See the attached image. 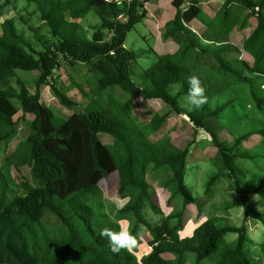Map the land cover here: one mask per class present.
<instances>
[{"label": "trees", "instance_id": "obj_1", "mask_svg": "<svg viewBox=\"0 0 264 264\" xmlns=\"http://www.w3.org/2000/svg\"><path fill=\"white\" fill-rule=\"evenodd\" d=\"M149 2L132 0L119 5L105 0H47L38 6V13L49 28L51 40L36 34L32 27L28 31L33 38L25 30L20 32L14 19L2 24L0 146L17 136L15 118L20 111L33 119L23 151L12 153L0 166V264H185L186 261L254 264L246 253V245L252 242L248 222L264 224V212L250 195H257L264 202V175L252 186H245L236 162L256 157L264 160V153L240 152L243 143L254 134L264 142V123L257 121L262 127L233 142L223 140L222 133L227 127L221 123L222 114L235 108L236 100L227 98L221 102V99L231 88L245 85L256 107L264 108V97L255 88V81L264 78L261 64L264 62V0H225L208 20L201 18V0H173L174 27L164 37L174 40L179 48L167 55L151 50L156 61L140 75L138 84L133 79L132 66L141 54L128 50L125 42L127 35L147 19L145 5ZM91 11H95L101 25L93 28L91 38H84L80 34L84 29L78 21ZM253 16L257 25L238 48L232 34L239 25L244 28ZM195 20L203 21L206 27L203 33L191 29ZM238 51H243L251 61L231 56ZM201 56L213 58L215 64L200 67ZM61 60L70 66L84 64L94 75L92 95L79 85L86 100L82 112L66 119L57 117L41 100V89L48 86L63 106L70 109L76 105L56 85ZM17 71L37 73L34 93L17 78ZM191 75L199 77L207 97V103L199 109L182 102ZM13 78H16L14 83ZM116 88L127 97L119 104L117 115L99 98L100 94ZM138 98L162 101L170 108L169 114L189 117L196 138L200 130L212 137L217 151L213 162L219 171L209 179L206 192L220 178L232 179L240 193L241 226H222L221 218L215 217L198 226L192 236H180L186 208L195 205L199 215L203 213L199 200L193 197L186 183L188 155L194 143L181 148L161 142L156 147L152 168L168 169L170 176L164 188L172 199L182 198V209L165 216L142 174L144 171L139 173L138 167L141 159L155 148L151 136L161 130L169 114L156 115L143 127L132 115ZM101 134L109 135L112 143L104 144ZM22 167L29 168L33 180L19 185L11 169ZM111 176L117 177L120 195L136 193V200L118 212V219L121 215H132L129 231L135 237L141 226L147 228L152 249L144 258H139L132 249L113 252L108 239L101 236L104 227L114 231L122 228L104 210L102 184ZM145 200L155 213L163 215L159 224H150L142 215ZM48 214L60 220L66 227L65 233L47 227ZM228 234L237 235L234 244L226 242ZM254 259L256 264H264L261 255H255Z\"/></svg>", "mask_w": 264, "mask_h": 264}, {"label": "rangeland", "instance_id": "obj_2", "mask_svg": "<svg viewBox=\"0 0 264 264\" xmlns=\"http://www.w3.org/2000/svg\"><path fill=\"white\" fill-rule=\"evenodd\" d=\"M47 0H36L33 3H28L26 0H0V30L2 24L8 19H14L16 26L20 32L25 30L29 37L33 38V34L29 33L28 29L32 27L35 33L43 36L46 40H51V34L47 25L40 20L38 13V6L42 5ZM173 0H150L145 5L148 11V17L141 24H138L133 31H131L126 38L125 46L128 50L141 54V58L132 66L133 79L136 83L140 84V75L150 68L156 61L155 54L167 55L175 53L178 50L177 43L170 39H166L164 35L170 32L174 27L175 22V9L172 7ZM225 0H201L203 20L211 19L215 16L218 10L222 7ZM187 3L183 6L187 8ZM247 15V13L244 14ZM24 19V23L22 21ZM84 31L80 34L84 38H91L93 35V28L101 25V20L95 13L91 11L85 18L78 21ZM257 21L253 16L247 22L244 28L240 25L233 32V38L237 42L238 48L247 38V36L256 27ZM191 29L201 34L206 29L203 21L195 20L191 25ZM1 32V31H0ZM159 54V55H160ZM232 57H240L249 61L250 59L238 51L231 55ZM251 61V60H250ZM215 64V60L209 56H201L199 59V66L202 68L210 67ZM264 68V62L261 63ZM17 78L22 79L28 86L31 92H35V79L37 73L17 71ZM16 78L11 80L15 82ZM56 85L61 89L69 99L74 101L76 105L72 108L63 106L60 99L56 97L54 92L48 86H43L41 89V100L43 104L53 110L55 115L59 118H69L74 113L82 112V107L85 105V98L79 85L89 95H92L94 89V75L88 72V68L84 64H76L70 66L68 63L61 60V68L56 72ZM255 88L261 97H264V78L255 81ZM99 98L104 100L109 109L116 115L120 112L119 104L124 102L127 97L119 89H113L100 94ZM227 98H234L236 100L235 108L228 109L222 114L223 120L221 121L227 127V131L222 133L223 140L227 142L235 141V138L262 127L260 121L264 123V108L258 109L253 102L249 88L245 85H238L226 91L221 99V102ZM182 102H186L182 98ZM18 107L20 104H17ZM170 108L160 100L144 101L138 98L132 110L133 118L137 123L143 127H147L151 120L156 116L167 115ZM31 115L24 116L20 111L15 121L17 123L18 134L14 140L7 145L0 146V166H2L7 157L14 152H22L24 148V141L31 133ZM195 129L193 124L185 115H178L170 113L166 122L163 124L161 130L157 134L151 136V140L155 144L152 152L145 155L141 159L138 167L139 173L146 177L150 185L151 192L154 193L159 202V207L165 216L170 215L174 211L182 209V198H171L167 189L164 188L165 182L169 179L168 169L154 170L152 168L153 162L156 159V147L161 143H172L181 148H186L190 143L188 155V167L186 173V183L191 190L193 197L199 200L203 213L199 215L197 206L190 205L185 210L183 218V230L180 232L182 238L190 236L195 228L200 226L203 222L211 218H221L219 224L222 226H241L243 224V209L239 206V190L235 186L232 179L227 176L220 178L210 192H206L207 183L211 176L216 174L219 170L213 162L216 156V148L213 146L212 141L209 139H199L195 137ZM101 140L104 144H111L112 138L109 135L101 134ZM261 136L254 134L247 141H245L240 149V152H249L253 155L264 153V144ZM262 144V145H261ZM146 160V164L144 161ZM144 165V166H143ZM236 167L242 171L240 179L244 181L245 186H252L260 176L264 175V160L256 157L255 160L240 159L236 162ZM141 174V175H142ZM11 175L16 183L31 182L33 180L28 167H22L20 170L11 169ZM104 193V210L114 220H118L123 229L130 230L131 216H122L118 219V212L123 208L129 206L136 200V193H126L120 195L118 193V180L116 176H111L102 184ZM258 209L264 212V202L257 195L251 194ZM228 206V207H226ZM142 215L152 225H157L163 218L162 214L155 213L149 203L145 200L142 203ZM133 218V217H132ZM176 220L172 222L175 224ZM47 227L58 232L65 233L66 227L60 220L52 214H48L46 219ZM249 242L246 245V253L254 264L255 255L264 257V224L259 221L250 220L248 222ZM149 232L145 226L138 229L136 237V247L133 248L134 252L139 257L140 254L148 252L149 249ZM237 235L228 234L225 237L226 242L234 244ZM140 252L138 255L137 252ZM167 258H173L167 255ZM185 264H192L186 261Z\"/></svg>", "mask_w": 264, "mask_h": 264}, {"label": "clouds", "instance_id": "obj_3", "mask_svg": "<svg viewBox=\"0 0 264 264\" xmlns=\"http://www.w3.org/2000/svg\"><path fill=\"white\" fill-rule=\"evenodd\" d=\"M188 90L183 100L193 109H199L207 103L205 89L201 80L196 75L189 76L187 80ZM101 236L106 237L110 244L111 250L118 253L121 250H131L136 247V237L126 229L121 228L114 231L109 227L101 229Z\"/></svg>", "mask_w": 264, "mask_h": 264}, {"label": "water", "instance_id": "obj_4", "mask_svg": "<svg viewBox=\"0 0 264 264\" xmlns=\"http://www.w3.org/2000/svg\"><path fill=\"white\" fill-rule=\"evenodd\" d=\"M185 117H186L187 119H189L188 116L185 115ZM189 120H190V119H189ZM199 139H209V140H212V137H211L209 134H207L204 130H200Z\"/></svg>", "mask_w": 264, "mask_h": 264}, {"label": "crops", "instance_id": "obj_5", "mask_svg": "<svg viewBox=\"0 0 264 264\" xmlns=\"http://www.w3.org/2000/svg\"><path fill=\"white\" fill-rule=\"evenodd\" d=\"M177 51V50H176ZM160 54V53H159ZM172 54H174V53H172ZM161 55V54H160ZM264 144V143H263ZM262 145V144H261ZM264 146V145H263ZM187 167H188V165H187ZM226 207H228V206H226ZM196 229V228H195ZM194 232V231H193ZM248 233H249V231H248ZM193 235V233L190 235V236H192ZM190 236H188V237H190ZM149 238H151V236H150V234H149ZM152 239V238H151ZM151 239H150V241H151ZM149 241V242H150ZM149 252H150V250L148 249V252H146V253H143V254H140V252L138 251L137 253H138V255H139V258H144V257H146L148 254H149Z\"/></svg>", "mask_w": 264, "mask_h": 264}, {"label": "built area", "instance_id": "obj_6", "mask_svg": "<svg viewBox=\"0 0 264 264\" xmlns=\"http://www.w3.org/2000/svg\"><path fill=\"white\" fill-rule=\"evenodd\" d=\"M106 2H112L115 1L117 2L119 5L123 4V2H131L132 0H105ZM152 247L149 246V250L151 251Z\"/></svg>", "mask_w": 264, "mask_h": 264}]
</instances>
